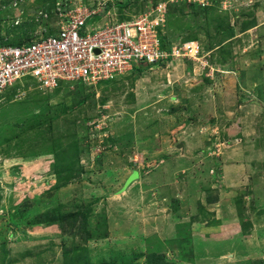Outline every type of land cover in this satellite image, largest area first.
Listing matches in <instances>:
<instances>
[{"label":"rangeland","instance_id":"obj_1","mask_svg":"<svg viewBox=\"0 0 264 264\" xmlns=\"http://www.w3.org/2000/svg\"><path fill=\"white\" fill-rule=\"evenodd\" d=\"M208 1L0 0V45L57 34L85 5L101 23L104 7L131 20L157 2L167 39L201 44L117 82L48 92L27 78L0 95V264L192 263L193 236L230 211L214 205L224 163L239 174L232 155L264 193V0ZM241 196L231 223L257 233L249 264H264V205Z\"/></svg>","mask_w":264,"mask_h":264},{"label":"built area","instance_id":"obj_2","mask_svg":"<svg viewBox=\"0 0 264 264\" xmlns=\"http://www.w3.org/2000/svg\"><path fill=\"white\" fill-rule=\"evenodd\" d=\"M187 3L210 5L208 0ZM168 9L157 2L125 20L118 17L119 10L115 19L116 9L104 7L108 21L98 23L100 9L85 5L74 11L57 34L21 46L0 45V95L27 78L35 79L42 90L55 91L66 84L96 86L119 80L142 64L156 66L171 59L196 58L201 50L198 42L173 45L171 52L162 47Z\"/></svg>","mask_w":264,"mask_h":264},{"label":"crops","instance_id":"obj_3","mask_svg":"<svg viewBox=\"0 0 264 264\" xmlns=\"http://www.w3.org/2000/svg\"><path fill=\"white\" fill-rule=\"evenodd\" d=\"M240 155H242V153ZM240 155L239 157H235V155L231 156V158H233L235 162H237V164H241L239 174H237L235 178H233L230 174L231 170L228 167L229 163H224L225 170L222 172V174H224V177L226 179V184L223 186L225 187V189H223L222 194L218 195L219 200L214 205L215 207L219 208L218 210L220 211H224V208L229 209L230 211L227 215L223 214L226 215L223 223L217 222L216 225L212 227V229L215 230L214 232L213 230L206 228V231L209 235L206 236V234H203L205 232H201L203 236H197L201 235L199 233L193 236L192 241L195 251L194 261L192 263L185 262L183 264H213L211 263L212 261H214V264H249L252 258H259L258 251L261 246L259 243H256L257 238H259V236L257 237V233L253 235L254 239H252V242H250V238L252 236H246L241 227L240 229H236L235 223H231L233 221H236L237 219L235 212L231 211L230 206L231 203H233V199L236 198V195H242L241 199L244 200L247 207L250 206V203L252 205V202L259 203V205L257 206L258 208L259 206L264 205V193L262 195H260L259 193H254V190H258L259 188H252L250 184H248L246 175V171L248 170V168L247 165L243 166L241 163V159L244 160V158H248V156ZM226 187L233 188L226 189ZM240 191L242 194H237V192ZM201 195L202 194H198V196ZM195 196H197V194H195ZM261 215L263 218L262 213ZM221 219L223 218L220 216L219 220ZM200 223V221L195 222V224H198L196 225V228L199 227L197 230H195L197 232H199L201 230V227L203 226L202 223ZM202 246H206L205 248L207 250L201 252L198 251V247ZM227 257H230L231 260L228 261V263H225V259ZM215 260H218L219 262L215 263Z\"/></svg>","mask_w":264,"mask_h":264},{"label":"trees","instance_id":"obj_4","mask_svg":"<svg viewBox=\"0 0 264 264\" xmlns=\"http://www.w3.org/2000/svg\"><path fill=\"white\" fill-rule=\"evenodd\" d=\"M124 7H126V6H123V5H121V6H119V10L120 11H122V10H124ZM121 8H123V9H121ZM183 8V7H182ZM181 8V9H182ZM193 8H195V9H197V10H199V11H201V10H205V9H203V8H200V7H193ZM192 8V9H193ZM169 12H171V8H170V10H169ZM169 15H170V13H168ZM169 15H168V18H169ZM123 19V18H122ZM203 25L202 26H198V29L199 30H202L203 29ZM252 29V28H251ZM166 33H167V30H166ZM161 39H162V47L164 48V49H167L169 52H171L172 50L170 49L171 48V46H172V44H173V42L171 41V40H169V39H167L166 38V34H162L161 35ZM191 40H196V39H194L193 37L191 38ZM6 45H14V46H21V45H23L21 42L20 43H18V44H6ZM172 60V59H171ZM169 61V60H168ZM164 63H166L165 61H164ZM146 64H142V66H145ZM141 66V67H142ZM148 66V65H147ZM147 68H150V66H148ZM142 69L143 68H140V67H137L135 70H134V73H138V72H141L142 71ZM117 82V81H116ZM80 85H84V84H80ZM79 85V86H80Z\"/></svg>","mask_w":264,"mask_h":264},{"label":"clouds","instance_id":"obj_5","mask_svg":"<svg viewBox=\"0 0 264 264\" xmlns=\"http://www.w3.org/2000/svg\"><path fill=\"white\" fill-rule=\"evenodd\" d=\"M177 1H179V3H180V5H181V7H183V6H189V7H196L197 5H193V4H188L187 3V0L186 1H184V0H177ZM175 2V1H174ZM197 7H200V8H203V9H206V8H209L210 7V5L209 6H206V7H201V6H197ZM169 8H170V4H169ZM168 12H169V9H168ZM167 20H166V22L168 21V13H167ZM167 29V23H166V28H165V30ZM199 40H188V41H181V42H177V43H173L172 44V46L173 45H180V44H185V43H189V42H198ZM199 43V45L201 46V44H200V42H198ZM171 46V47H172ZM173 60V59H172ZM172 60H169V61H166V63H160V64H157L156 66H158V65H162V64H168L169 62H171ZM177 60V59H176ZM149 66V65H148ZM150 67H155V66H150ZM137 68V67H136ZM136 68H134V70L136 69ZM134 70L130 73V74H132V73H134ZM130 74H128V75H130ZM127 75V76H128ZM125 78V77H124ZM124 78H122V79H124ZM122 79H119V80H114V81H110V82H104V83H112V82H115V81H120V80H122ZM65 86H68L67 84L66 85H63L61 88H64ZM76 86H79V85H76ZM87 86V85H86ZM74 87V86H73ZM60 89V88H59ZM58 90V89H57ZM44 91H48V92H50L49 90H44Z\"/></svg>","mask_w":264,"mask_h":264},{"label":"water","instance_id":"obj_6","mask_svg":"<svg viewBox=\"0 0 264 264\" xmlns=\"http://www.w3.org/2000/svg\"><path fill=\"white\" fill-rule=\"evenodd\" d=\"M184 147H185L184 144H179V145H178V149H183ZM134 177H135V178H134L133 180H131L133 177L130 179L131 182H133L134 180L138 179V178H139V175H137V176L135 175ZM130 180H129V181H130Z\"/></svg>","mask_w":264,"mask_h":264}]
</instances>
